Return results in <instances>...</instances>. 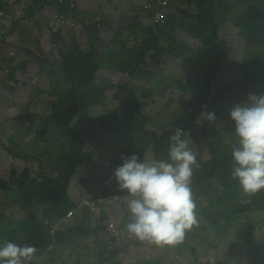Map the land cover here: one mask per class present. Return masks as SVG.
<instances>
[{"label": "trees", "instance_id": "1", "mask_svg": "<svg viewBox=\"0 0 264 264\" xmlns=\"http://www.w3.org/2000/svg\"><path fill=\"white\" fill-rule=\"evenodd\" d=\"M69 1L60 3L59 0H36L34 2L35 10L42 5L40 9L51 5L57 7L62 23L67 25L69 22L78 23V27H82V32L87 37L88 47L86 50L77 46L70 52L59 51L65 60L60 68L59 85L50 90L55 98L47 103V108L49 106L50 110L32 114V106H29L25 110L26 116L20 117V122L24 124L22 129H26L25 132L20 133L21 136L24 138L28 134L31 135L27 130L36 133L34 138L25 139L21 146L30 148L33 139L39 145L43 137L50 147L40 151L37 158L38 168L28 166L20 173V169L15 166L6 178L0 177V189H3L5 195L13 196L12 204L6 197L7 205L10 208L17 207L19 210L18 213L0 212V230L10 229V235L17 238L15 243L34 247L36 251L33 256L39 258L45 255V264H109V261L117 264L115 260L118 258L119 250L110 251L104 247L103 251V243L108 245V240L101 237L100 230H102L101 224L109 221V216H113L114 220L118 219L112 212L116 213L114 209L118 208L119 203L103 212L102 217L92 215L97 225L91 229L85 225L84 217L80 220L76 219L79 211L83 214L85 210L81 206L82 203H74L69 195V188L75 176L79 177L80 182L88 178L85 174L88 154L83 141L88 128L92 134L96 132L97 127L108 131L114 138L110 144L119 152L118 155L106 156L105 164L99 167L97 173H100L102 178L101 189L93 195H88L89 197L110 196L113 192L109 187L111 181L116 186L117 196L130 194L127 190L120 189L114 172L122 165V157L136 154L140 160L143 159V153L144 155L146 153L144 136L149 135L136 137L133 129L151 134L149 126L168 128L163 136L153 135L157 140L154 145L157 160L168 159L169 148L161 151L160 140L169 144V137L177 127L185 129L189 148L198 152L190 183L193 194V186L200 182L202 167L206 169L209 165L199 156L202 150L196 145L199 136L196 127L200 122L201 112L205 110L204 106L210 104L209 91L217 72L227 60L231 62V66L235 65L230 79L224 85L225 92L234 94L229 96V100L247 92L264 94V0H233V4H224V0H186L189 9L180 10V13L184 12L183 16L176 17L169 13L162 24H158L157 9H150L144 20L148 25L142 24L143 19L133 13L136 10L133 8L137 7L134 2L136 0H107L105 4L106 10L108 9L107 15L87 7L88 14L91 11L97 12L96 17L87 18L83 15L85 8L80 7L78 0ZM214 1L220 2L219 8L223 10L224 17H227L225 9L232 8L231 12L235 14L229 20L236 30L237 38L246 47L242 62L234 60L232 55L234 48L229 46V40L221 37L218 31L220 26L216 25L217 10ZM147 4H152L153 7L156 5L155 0H150L149 3L146 1L145 7ZM175 6L181 7V5ZM1 8H3L2 1H0ZM119 13L122 15H118ZM202 14L209 17L208 24L193 25L188 21L192 17L199 18ZM35 15L29 14L21 18L5 35L1 34L3 37L8 36L5 37V43L9 37H13L19 29H22L24 22L28 25L32 24L31 20ZM64 30L63 27H58L53 38L54 44L61 40L59 33ZM110 32L114 36H111ZM180 33L193 37L195 41L190 43L175 37ZM104 38L109 40L106 42ZM161 40L164 45L161 44ZM98 43L107 44V49L103 53L96 48ZM20 51L25 52L22 49ZM7 53L11 54V51L2 53L4 59ZM170 57L183 61L190 67L189 73L195 76V83L189 93L186 91L183 93V95L188 94L190 98L187 100L181 97L185 103L181 117L155 123L154 120L147 118L145 109L154 108L158 104L156 95L160 97L164 91L185 90L189 86L175 73L168 72L159 78L155 72H152L153 64L165 65L166 58ZM35 60H38L37 56ZM45 70L48 69L43 65L40 71L45 73ZM144 81L147 82V87L143 86L146 85ZM235 90L238 93H235ZM168 96L164 94V97ZM171 101L176 102L177 99ZM95 106H101L104 111V114L97 118L90 116L91 108ZM225 111L228 110L225 108ZM225 118H228L232 127L235 126L230 118V111L226 113ZM204 121L203 137L207 139L208 148L214 155L212 163L215 166L217 191L206 203L198 205L195 202L197 224L194 226L210 234L216 244H225L235 238L236 242L230 246L232 251L217 264H235L243 257L252 258L254 262L264 260V241L257 233L260 222L252 218L253 214L264 212V191L255 195H248L242 191L238 181L231 177L234 163L231 151L232 147L238 144V137L233 132L232 140L228 143L221 138L215 140L213 136H209L208 120L204 119ZM189 132L191 135H188ZM10 142L15 144L14 139ZM2 143L3 141L0 142V146ZM38 145L35 151L38 150ZM137 145H142V149L136 150ZM11 147L8 151L15 160L31 159L32 154L29 151H16ZM162 153L166 154L164 158ZM32 158L35 159L33 156ZM146 159L149 162V159ZM127 203L126 200L125 210L118 211L127 216L123 225L130 216ZM73 209L76 210L74 218L76 220L62 221ZM14 216L19 218L15 219ZM237 223L240 224L239 227H236ZM75 236L79 238L93 236L96 246L84 247L85 250H82L71 242ZM193 239H197V236L186 232L184 239L178 244L182 250L190 249L189 243ZM166 247L171 248L173 245L166 244ZM219 247L220 245H217L215 248ZM66 248L69 250L66 251ZM126 249L130 250V245ZM92 253L96 255L95 261ZM130 254L132 257V252ZM132 259L134 262V258ZM138 262L141 264L140 261ZM147 264L167 263L157 259Z\"/></svg>", "mask_w": 264, "mask_h": 264}, {"label": "rangeland", "instance_id": "2", "mask_svg": "<svg viewBox=\"0 0 264 264\" xmlns=\"http://www.w3.org/2000/svg\"><path fill=\"white\" fill-rule=\"evenodd\" d=\"M28 3H34V0H26ZM146 1L149 3L150 0H137L135 5H137L138 8H140V11L144 8ZM171 7H175V5L179 6L181 5L185 9L188 8V3L186 0H168ZM107 0H79L80 7H84L83 15L87 17H93L97 16V12L101 13L102 15H106V8H104ZM7 3V2H6ZM128 3V2H127ZM233 4V0H224V4ZM49 6L45 7V23L49 25V28H47L45 24V28L41 26V24L33 23L30 25H27L28 29H31L30 34L28 35L23 29H19L15 34L14 37H9L5 43V37H8L7 35L3 37L1 35V25L4 24V20L0 21V56L1 53H4L6 51H13L15 52L16 56L18 57L19 66L17 68H13L12 75L7 74V78H4L3 76L0 77V142L3 141L2 145L0 146V175L3 174L2 179L6 178L8 175H10L11 170L13 167H18L20 169V173L23 172L28 166L32 168H38L37 158L40 155V151H44L45 149L49 148V144L45 138L42 137V140L36 143V140L34 141L32 146L29 147H22L21 145L25 141V139H28L29 137H35V132H31V135L28 134L24 138L21 136V132H25L26 129H22L24 124L20 122L21 115L26 116V108L29 106L31 107L32 114L34 113H42V112H48L50 110V107L47 108V103L50 101H53L55 98L51 95L50 90L53 87H56L59 85L60 79H58L60 75V68L63 66L62 61H60L59 56V49H67L69 50L72 46H80L83 49H87L88 43H87V37L82 32V27H74V23L72 25H67L65 23H62V20L59 19L57 7L52 6L50 9H46ZM87 7L94 8L97 12L94 13L91 11L90 14L87 13ZM31 10L27 6V13L25 16H28L30 13L29 10ZM2 10L6 17H7V28L10 29L13 23L18 22L19 15H21V12H18L17 8L15 6H11L9 8H2ZM128 10V9H127ZM40 7H37V9L34 11L37 17H41L40 14ZM232 8L225 9V13L228 17L231 19L234 17L235 14L232 12ZM89 12V11H88ZM223 16L224 12L221 11ZM190 23L194 24L197 22L195 18H191L189 20ZM49 23V24H48ZM148 25L147 23H145ZM58 27H63L65 30L61 33H59V36L61 40L57 42V44H54L53 38L54 34H56V31L58 30ZM66 27H71L67 28ZM5 30V29H2ZM9 30L5 31L6 32ZM76 31V32H75ZM4 34V35H5ZM63 34V35H62ZM111 36H114L112 32H110ZM221 37L229 40V46H232L233 49V57L234 60L238 62L243 61V57L246 53L245 45L242 41H240L236 36V30L233 27V25L230 23V21L226 24L225 28H222L220 30ZM181 37L184 40H187L190 43H193L195 40H193L191 37L186 36L183 33L176 34L175 37ZM3 37V38H2ZM9 39H13L16 42L24 43L23 45L8 42ZM100 37L98 38V40ZM106 40V42L109 39H103ZM232 41V42H231ZM161 44L164 45V43L161 40ZM17 47H22V50H25V52L20 51L17 49ZM96 48L98 51L103 53L107 49V44L104 43H98ZM17 49V50H16ZM20 53L18 54V52ZM33 51V52H32ZM30 52V55L27 56V53ZM37 56L38 60H35V56ZM27 56V60H26ZM32 56V57H31ZM43 65H45V68L48 69L44 72H41V68H43ZM183 61H178L174 57L166 58V64L165 65H158L153 64L151 67L152 72L156 74V76L163 77L168 72H172V74H176L178 77H181L182 80L186 81L188 83V87L184 89H178V90H168L167 92H162L161 96L158 97L156 95V99L158 103L154 106V108H148L145 109V113L147 118H150L157 122H167L174 118L176 115L175 110L178 108L179 103L184 104L182 97L189 98L187 95H182L184 91L189 93L191 91V86L195 83V76L189 73V69ZM10 69V68H8ZM52 72H51V71ZM11 72V71H10ZM50 73H53L50 75ZM5 74V73H4ZM146 85H143L140 83V85L147 87V82L144 81ZM61 85V84H60ZM226 86L220 87L216 86L215 84L212 85V95H211V101L210 104L207 106L206 110L210 112H214L216 115L215 120L209 121L208 120V128H209V136H213L216 140L217 138L224 139L226 143L232 140L233 132H235V126L232 127L229 122L228 118H225V115L227 112H229L232 107L236 104H242L247 100V97L249 93L242 94L240 97H236L234 99L229 100L231 94L229 92H225ZM143 91V90H141ZM236 91V90H235ZM235 93H238L236 91ZM251 93V92H250ZM164 94L169 95L168 97H164ZM177 99L176 102H172L171 100ZM225 108L228 111H225ZM49 109V110H48ZM104 111L101 106H95L91 108L90 116L93 118H97L100 115H103ZM205 123L204 119H200L199 124L196 127V130L198 132L196 145L201 148L202 152L199 153L203 159L206 161L211 160L214 158V155L210 148H208V141L204 135L203 131V124ZM151 129H162L160 127L156 126H149ZM135 129H133L134 131ZM166 130L162 129L160 132H162V135H164V132ZM160 132H157L161 134ZM130 134L132 132H129ZM136 137L143 136L139 135L137 131H135ZM9 139V140H8ZM14 139L15 144L11 143L10 140ZM114 138H112L108 131H103L102 128L97 127V130L94 134H92L91 130L88 128L85 136H84V148L89 154L86 159V166L85 174L88 178H85L83 182H74L73 185L70 187L69 191L73 197L74 203H84V201H87L90 198H85L88 195H93L100 191L101 189V182L102 178L100 176V173H98L99 167L105 164V159L107 155H118V149L110 144L111 141ZM145 139V151L146 155L149 159H156L155 156V148H153V140L149 136H144ZM8 140V141H6ZM116 143L119 145L118 140H116ZM36 145H38V150L35 151ZM162 148L161 151H164L166 148H168L164 143L160 144ZM12 146V147H11ZM13 148L16 151H29L30 154H32L35 159L32 158L28 159H17L15 160L14 156L9 153V149ZM9 148V149H8ZM142 149V145H137L136 150ZM194 155L197 158V152L192 150ZM163 157L166 155L165 153H162ZM8 170V172H7ZM7 172V173H6ZM97 174V175H96ZM212 174L211 169L207 171V173L201 176L200 182L193 186L194 192H193V199L198 205H202L206 203L208 200H210V197L215 194L217 191V184L216 179L208 178L206 176H209ZM110 189L113 191L110 195H116V186L113 181L109 184ZM80 193L83 198L79 196ZM7 199L10 201V203H13V196L12 194L5 195L3 189H0V212L5 211H11L12 208H5L7 205ZM125 199L129 202L133 198L131 194L124 196ZM126 207H128V203L126 204ZM84 209V208H83ZM123 209L125 210V207H122V204H119L117 209H114V212L112 214H116L118 225H123L124 218H126V214H120L119 212H122ZM85 210V209H84ZM111 214V216H112ZM85 218V225H87L89 228L94 229L96 225V219L92 218V215L89 214L87 210H85V213H81L79 211L78 216L76 219L80 220L81 218ZM14 218H19V216H14ZM75 216L73 217V219ZM113 218V216H112ZM252 218L256 222H260V225L258 226V237L263 239L264 241V212L255 213L252 215ZM74 219V220H76ZM114 219V218H113ZM131 220V217L128 218V221L125 220V224L127 225ZM236 224V227H239L240 224ZM108 225L106 226V229H108ZM124 230L127 231V227L125 226ZM188 233L195 234L197 236V239L190 240V249L182 250L181 246L176 243L172 244L173 247L167 248L166 244L159 245L153 242H150L148 240H141L137 239L134 241V243L131 245V252H132V258H134V262L136 264H139L138 261H140L141 264H147V262L151 260H157L161 259L167 264H217L218 261L225 258L226 255H228L231 250V245L236 242L235 238H232L230 242H226L225 244H220L215 242L214 238L210 236L207 232H205L201 228H197L193 226L190 230L187 231ZM11 230L6 228H3L0 230V243L4 242H16L17 238L13 235H10ZM102 237V235H101ZM214 237V235H213ZM71 242L74 244H77L78 247L82 248V250H85L84 247H93L95 245L93 236L91 238H79V236H75ZM217 245H220L219 248H215ZM76 246V247H77ZM96 246V245H95ZM104 243H103V251H104ZM66 251L69 249L66 248ZM194 250V251H193ZM94 251V248L92 249V252ZM94 261L96 259L95 253ZM125 260L127 258L124 256ZM121 259H117L116 263L119 264ZM200 262V263H199ZM34 263V264H45V255L40 256L39 258L36 256H33L28 264ZM109 264H112L110 261ZM235 264H264V260H257L253 261L252 258H245L243 257L241 260L237 261Z\"/></svg>", "mask_w": 264, "mask_h": 264}, {"label": "clouds", "instance_id": "3", "mask_svg": "<svg viewBox=\"0 0 264 264\" xmlns=\"http://www.w3.org/2000/svg\"><path fill=\"white\" fill-rule=\"evenodd\" d=\"M0 1L3 3L4 0ZM71 1L73 0H70L69 2ZM219 3L220 2L217 1L213 2L217 10L215 12V19L216 25L220 26L218 28L220 33V30L225 28L230 20L229 17L225 19L223 16L221 12L222 10L219 8ZM155 4V7H153L154 5L152 4H147L145 9H143L142 14L144 19L142 20V24H145L144 20L147 15L146 13L153 8L157 9L158 24L164 23L167 14L169 13L176 17L183 16L184 12L180 13V10L185 8L182 6L180 8L176 6L173 8L170 6L168 0H155ZM34 6L35 4L31 3L30 8ZM188 9L189 8L184 11ZM144 11L145 13H143ZM4 19H1L0 21ZM20 19L21 18L18 20ZM190 19H188V21ZM195 19L197 22L194 24L199 23L206 25L210 22L209 17L205 14H202L201 17ZM2 29L3 28H1V34L4 35L6 30ZM180 38L181 37L179 36L178 39ZM75 47H77V45L72 46L69 50L61 48L59 51L64 50L70 52ZM10 56L14 57L15 54L11 53ZM59 56L60 61L64 64L65 58L61 56L60 53ZM4 57L6 59L3 58L1 53L0 62L3 66L0 71V77L3 76L4 78H7L5 75L11 74V68L8 69L5 67V63L2 60H7V56ZM234 68L235 65L231 66V62L227 60L225 65L217 72L216 77L212 81V85L215 84L216 86L223 87L230 79ZM209 92L212 95V89ZM185 95L189 97L188 94ZM184 98L188 100L190 97ZM204 107L205 110L201 112L202 119H207L209 121L215 120V113L207 111V106ZM184 108L185 103L178 104V108L175 112L176 115L174 116L175 119L181 117V112ZM230 118L235 123V135L238 137V144L234 145L231 151L234 162L231 177L233 180L238 181L239 186L244 193L255 195L264 191V94L249 93L247 100L244 103L236 104L232 107L230 110ZM161 130L162 129L150 128L151 134H146L140 129H135L134 134H137L135 133V131H137L139 135H149L153 140L154 148L157 140L153 138V135L159 134L157 132H160ZM165 130L164 134L167 133L168 128ZM184 130L185 129L177 127L174 133L169 137V144L160 140V144L164 143L169 148L167 160L149 159L145 153L146 158L149 159L148 162L144 153L142 160L139 159L138 155L132 154L128 157H122V165L116 168L114 172V177L120 189L127 190L133 197H138L133 198L128 202L127 210H129L128 212L130 214L128 218L131 217V220L127 225H118L110 216L108 222L106 221L101 224L102 230H100V235L104 238H106L105 234L108 233L106 226L108 225L109 227L110 224H114L117 229L123 233V247L120 246L114 248L113 246L117 242L116 240H108V245H105V248L110 251L117 249L119 250V253L120 251H124L128 256V259L125 260V258H123V262L134 264L130 254L131 245L138 238L159 245L176 244L181 242L184 239L186 232L197 224V205L193 199L190 188L191 177L193 175V165H196L197 161L193 151L189 148V141L186 138ZM160 133L161 134L159 135L163 136L162 132ZM188 135H191V132H189ZM199 156L201 155L199 154ZM213 160L214 158L208 161L205 160L209 165L206 169L202 167V175L205 176L207 171L211 169L212 174L206 177L216 179L214 176L215 166L212 163ZM76 181H80L77 176L72 180L71 186ZM78 194L80 197H84L80 193ZM69 195L72 197L70 191ZM127 195L129 194H122L120 197L117 196V194L110 196L99 195L96 197H89V195L85 198L90 199L84 201L81 206L91 215L102 217V213L107 211L110 207H114L116 203L122 204L124 205L123 207H125L126 199L124 196ZM100 199L106 200L107 204L99 207L96 211H91L87 203L92 201L97 202ZM108 201H112V203L109 204ZM5 208L10 207L9 205H6ZM11 210L13 213L19 212L17 207H13ZM70 213H72V215H69ZM75 213L76 210H70L62 221L72 220ZM125 226L127 227L128 232L124 230ZM129 235H133V238H129ZM128 245H130V250L126 249ZM111 247L114 249H110ZM35 251L36 249L34 247L27 244L20 246L15 242H4L0 244V264H28ZM117 259L115 261H117ZM119 264H122V262L120 261Z\"/></svg>", "mask_w": 264, "mask_h": 264}, {"label": "crops", "instance_id": "4", "mask_svg": "<svg viewBox=\"0 0 264 264\" xmlns=\"http://www.w3.org/2000/svg\"><path fill=\"white\" fill-rule=\"evenodd\" d=\"M36 0H34L33 2H35ZM39 1V0H38ZM41 1V0H40ZM79 1V0H78ZM137 1V0H136ZM136 1H134L135 3H136ZM7 2V3H6ZM39 4V6H40V2L38 3ZM30 5H31V3H28L26 0H4L3 1V8H9V7H11V6H15L16 8H17V10H18V12H21V15H19V18H24V17H26L25 16V14L27 13V6L30 8ZM40 7H43V5L42 6H40ZM52 7V5L51 6H49V7H47L46 9H50ZM104 8H106V6H104ZM31 10H29L30 11V13L31 14H35L34 13V10H35V8H30ZM135 11L133 12L134 13V15L135 16H138V17H140V19H144L143 18V14H142V12L140 11V8L138 9L137 7H135V8H133ZM108 10V9H107ZM40 14L42 15L41 17H37L36 15H35V17H34V19H32L31 20V22H32V24L34 23H39V24H41V26L43 27V28H45V8L44 9H41V11H40ZM106 15H107V11H106ZM118 15H122V13H119ZM117 15V16H118ZM4 24H2L1 25V28H3V29H5V30H8L9 28H7L6 26H7V23H6V21H7V17H5V19H4ZM20 20H18V22H19ZM17 23V22H16ZM74 23V27H77V23H75V22H70V24L69 25H72ZM14 24V23H13ZM12 24V25H13ZM49 24V23H48ZM19 25H20V23H19ZM28 24H26L25 22L22 24V29H23V31H27L26 33L29 35L30 34V32H31V29H28L27 27H25V26H27ZM46 26H47V28H49V25H47L46 24ZM14 37V36H13ZM8 42L10 43V42H12V43H17V44H20V45H23L24 43H20V42H16V41H14L13 39H9L8 40ZM22 47H17V49H21ZM16 49V50H17ZM33 52V51H32ZM11 53H13V54H15V52H13V51H11ZM20 53V51L18 52V54ZM28 55H30L29 53H27V56ZM27 56H26V60H27ZM2 61H4V63H5V67H7V68H11V75H12V70H13V68H17L18 66H19V62H18V57L16 56V54H15V56L14 57H11L10 56V54L9 53H7V60H2Z\"/></svg>", "mask_w": 264, "mask_h": 264}, {"label": "built area", "instance_id": "5", "mask_svg": "<svg viewBox=\"0 0 264 264\" xmlns=\"http://www.w3.org/2000/svg\"><path fill=\"white\" fill-rule=\"evenodd\" d=\"M65 1H68V0H59L60 3H64ZM4 18H5V13L2 10H0V20ZM2 66L3 65L0 62V71L2 70ZM108 203L111 204L112 201H108ZM106 204L107 202L104 199H100L97 202L92 201V202L87 203L91 211H96L99 207L105 206ZM69 215H72V213H70ZM105 235H106L107 240L117 241L115 245L113 246L114 248H118L120 246L123 247L124 235L121 231L117 229V227L114 224H110L108 228V233ZM129 238H133V235H129ZM113 247H111L110 249H114ZM118 256H119V259H121L122 264H128L127 262H123L124 256L128 259V256L124 253V251H120Z\"/></svg>", "mask_w": 264, "mask_h": 264}]
</instances>
